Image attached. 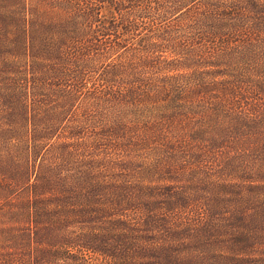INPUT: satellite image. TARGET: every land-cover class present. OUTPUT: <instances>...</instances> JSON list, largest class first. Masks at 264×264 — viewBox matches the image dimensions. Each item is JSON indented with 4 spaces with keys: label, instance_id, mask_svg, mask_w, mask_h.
<instances>
[{
    "label": "rangeland",
    "instance_id": "1",
    "mask_svg": "<svg viewBox=\"0 0 264 264\" xmlns=\"http://www.w3.org/2000/svg\"><path fill=\"white\" fill-rule=\"evenodd\" d=\"M118 1L97 3L107 20ZM50 6L0 0V264H264V119L245 133L202 132L192 121L164 126L161 105L132 97L121 119L99 122L77 116L80 102L73 110L47 104L27 133V109L4 77L28 69L9 42L23 25L35 48L49 39L47 27L63 18ZM164 9L180 22V4L168 0ZM161 49L136 60L130 50L102 51L88 88L125 89L144 66L151 77L197 68L207 82L224 79L216 67ZM146 122L148 132L137 133Z\"/></svg>",
    "mask_w": 264,
    "mask_h": 264
},
{
    "label": "trees",
    "instance_id": "2",
    "mask_svg": "<svg viewBox=\"0 0 264 264\" xmlns=\"http://www.w3.org/2000/svg\"><path fill=\"white\" fill-rule=\"evenodd\" d=\"M45 1L51 3L52 12L57 8L62 12L61 22L53 19L47 27L49 39L36 48L31 30L20 26L23 35L9 43L28 70L22 77H4L5 86L12 83L14 92L18 91L21 109H27L23 117L27 133L40 107L47 104L64 103L65 110H73L80 102L77 116L98 117L99 122L108 115L121 119V109L132 97L150 108L153 103L161 105L158 109L167 112L159 121L164 126L192 121L202 132L245 133V128H254L264 119V0H171L184 8L176 12L183 13L180 22L164 15H172L164 9L168 0H120L115 3L117 16L111 14L109 20L97 4L101 0ZM110 37L115 39L110 41ZM129 45L134 47L129 49ZM160 46L200 63L197 67L220 69L214 76L224 79L207 82L197 77L205 74L197 68L185 76L156 72L151 77L150 66H142L144 71L137 76L129 75L130 85L125 89L88 88L91 66L102 51L130 50L136 60ZM42 83L43 88L39 87ZM142 85L148 90H142ZM52 87L56 91L48 92ZM150 124L144 123L137 133H147Z\"/></svg>",
    "mask_w": 264,
    "mask_h": 264
}]
</instances>
